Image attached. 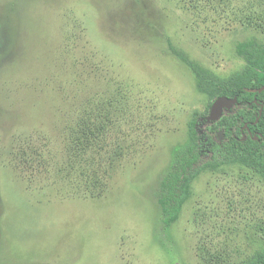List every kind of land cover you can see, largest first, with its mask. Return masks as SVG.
I'll use <instances>...</instances> for the list:
<instances>
[{
	"label": "rangeland",
	"instance_id": "obj_1",
	"mask_svg": "<svg viewBox=\"0 0 264 264\" xmlns=\"http://www.w3.org/2000/svg\"><path fill=\"white\" fill-rule=\"evenodd\" d=\"M187 2L0 0V264H241L262 246L264 180L231 164L194 179L177 221H161L159 185L192 114L221 142L217 124L240 107L208 120L211 101L169 44L213 80L244 69L239 43L264 44L233 15L243 0ZM100 103L116 112L88 153L107 162L86 193L94 169L59 170L69 130Z\"/></svg>",
	"mask_w": 264,
	"mask_h": 264
},
{
	"label": "trees",
	"instance_id": "obj_2",
	"mask_svg": "<svg viewBox=\"0 0 264 264\" xmlns=\"http://www.w3.org/2000/svg\"><path fill=\"white\" fill-rule=\"evenodd\" d=\"M216 1L188 0L187 3L193 8H196L199 3L211 8L214 7L213 2L216 3ZM238 12L244 14L239 20L243 26L264 29V0H243L239 10L233 8L235 17L239 16ZM169 48L191 70L196 78L199 93L211 102L218 97L236 99L240 107L236 109L235 114L223 117L217 124L218 129L223 131L226 138L221 142L213 135L215 132L213 127L209 131L197 133V119L205 118L206 114L197 112L192 114L187 123V141L185 145L172 150L169 170L159 185L157 204L161 213V221L165 227L177 221L183 205L191 196L190 188L193 180L203 172L221 171L223 166L231 164L245 168L264 180V44L254 38L239 43L236 52L244 61L245 67L228 80H213L210 75L203 73V69L190 62L184 54L178 52L170 44ZM260 89V92L247 91ZM211 102L208 103V108ZM115 112L116 110L112 109L108 103L88 106L82 118H78L69 130L67 153L70 155V160H63L59 173L61 175L69 173L67 168H72V164H84L85 171L90 168L94 169L95 173L91 170L88 173L95 174V176L85 175L84 172L83 177L80 175L81 172L78 175L81 177L80 181L84 183L86 193H89L92 188L90 185L99 183V169L105 173L103 165L105 166L107 162L105 158L100 159V168L93 167L92 163L89 164L88 153L99 147L107 121H110L108 119H111ZM245 124L250 136L244 130L245 141H240L239 137L233 138L231 129L236 126L239 130ZM253 137L258 141H254ZM115 149L117 151L113 155L116 156L124 151L121 145H116ZM66 177H71L72 187L80 188L77 177L69 174H66ZM260 240L262 246L241 264H264V233Z\"/></svg>",
	"mask_w": 264,
	"mask_h": 264
},
{
	"label": "water",
	"instance_id": "obj_3",
	"mask_svg": "<svg viewBox=\"0 0 264 264\" xmlns=\"http://www.w3.org/2000/svg\"><path fill=\"white\" fill-rule=\"evenodd\" d=\"M248 92H256V91H260V90H247ZM236 103V99H230V98H226V97H219L217 98L211 105V109H210V115L208 117V120H216L217 118H219V116H221L222 111L224 109H227L229 107H231L233 104ZM261 113V110H259V114ZM222 132L218 133V139L221 140L222 137Z\"/></svg>",
	"mask_w": 264,
	"mask_h": 264
},
{
	"label": "flooded vegetation",
	"instance_id": "obj_4",
	"mask_svg": "<svg viewBox=\"0 0 264 264\" xmlns=\"http://www.w3.org/2000/svg\"><path fill=\"white\" fill-rule=\"evenodd\" d=\"M260 91H261V89H260ZM260 91H259V92H260ZM256 92H258V91H256ZM260 110H261V109H260ZM246 129H247V125L245 124V125H244V130L247 131ZM247 133H248V135L250 134L248 131H247ZM249 136H250V135H249ZM252 139H253L254 141H258L255 137H253Z\"/></svg>",
	"mask_w": 264,
	"mask_h": 264
}]
</instances>
